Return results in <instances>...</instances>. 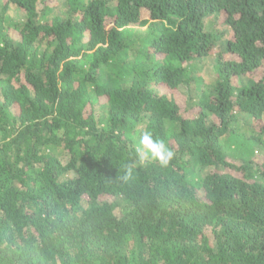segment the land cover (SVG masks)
Masks as SVG:
<instances>
[{"label":"trees","instance_id":"trees-1","mask_svg":"<svg viewBox=\"0 0 264 264\" xmlns=\"http://www.w3.org/2000/svg\"><path fill=\"white\" fill-rule=\"evenodd\" d=\"M0 264H264V0H0Z\"/></svg>","mask_w":264,"mask_h":264},{"label":"clouds","instance_id":"clouds-1","mask_svg":"<svg viewBox=\"0 0 264 264\" xmlns=\"http://www.w3.org/2000/svg\"><path fill=\"white\" fill-rule=\"evenodd\" d=\"M137 148V158L140 163L155 160L161 167H167L174 158V152L166 146L163 140L154 137L150 132H145L140 137ZM132 173V166H126V174L123 177L127 180Z\"/></svg>","mask_w":264,"mask_h":264},{"label":"rangeland","instance_id":"rangeland-1","mask_svg":"<svg viewBox=\"0 0 264 264\" xmlns=\"http://www.w3.org/2000/svg\"><path fill=\"white\" fill-rule=\"evenodd\" d=\"M215 29H217L218 32H222V31H225L227 28L226 26L224 25H221V24H217L215 26ZM224 36H226V34H224ZM214 56L211 55L209 57H207L205 60H202V63H198V66L200 67V70L203 72V73H208V69H209V66L212 64V60H213Z\"/></svg>","mask_w":264,"mask_h":264}]
</instances>
